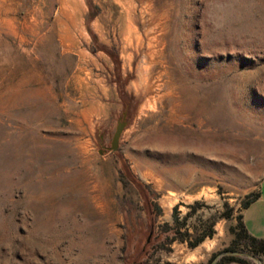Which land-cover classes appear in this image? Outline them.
<instances>
[{
    "label": "rangeland",
    "instance_id": "rangeland-1",
    "mask_svg": "<svg viewBox=\"0 0 264 264\" xmlns=\"http://www.w3.org/2000/svg\"><path fill=\"white\" fill-rule=\"evenodd\" d=\"M67 1L0 0V264H264V0Z\"/></svg>",
    "mask_w": 264,
    "mask_h": 264
},
{
    "label": "trees",
    "instance_id": "trees-1",
    "mask_svg": "<svg viewBox=\"0 0 264 264\" xmlns=\"http://www.w3.org/2000/svg\"><path fill=\"white\" fill-rule=\"evenodd\" d=\"M127 108H129V102H127ZM128 120H130L129 115H128ZM136 182H137V184L139 186H143V184H142V182L140 180L137 179ZM259 195H260L259 191L251 193L250 196H249V198L246 200V202L244 204L245 207H248L251 204V202L253 200H255ZM192 206H193V208H195V204H193ZM239 217H240L239 224L242 227L243 234H244V236H246V238H248L247 244L250 245V246H253L254 247L253 249L257 253L264 252V238H261V237H258L256 235L251 234L249 232L248 228L246 227L244 221L241 219L243 217V215L240 214ZM174 220H175L176 224L175 225H171V224L167 223L166 225L168 227L166 228V230L169 231V230L175 229L176 231H179L180 230V227L182 225H185L186 224V220L185 219H183L181 221L178 220V216H177V212L176 211L174 212ZM214 225H215L214 220L211 219V218H208L207 219V226H205V228H204V230L202 232H200L199 234H197L193 239H190L189 240L190 245L191 246H196L201 241H203L206 238V236H213L214 233H215ZM151 230H153L152 234H151ZM150 234H151V236L154 234V225H153V223H152V227L150 229ZM186 234H188V233L186 232ZM157 237L158 238H161L162 237L161 233H159L157 235ZM176 238L177 237L174 234L171 235V236H170V234H167L165 237H163V239L161 238V240H159V241H172V240H174ZM150 242H151V238H150L149 241H147V239H146V242L144 243V245L142 247V252H144L146 250L147 245ZM230 259H232V260L246 261L244 258H241L240 256H237L235 254L230 255Z\"/></svg>",
    "mask_w": 264,
    "mask_h": 264
},
{
    "label": "crops",
    "instance_id": "crops-1",
    "mask_svg": "<svg viewBox=\"0 0 264 264\" xmlns=\"http://www.w3.org/2000/svg\"><path fill=\"white\" fill-rule=\"evenodd\" d=\"M260 169L262 171L258 187L260 195L245 207L243 221L251 234L264 238V162L260 164Z\"/></svg>",
    "mask_w": 264,
    "mask_h": 264
},
{
    "label": "water",
    "instance_id": "water-1",
    "mask_svg": "<svg viewBox=\"0 0 264 264\" xmlns=\"http://www.w3.org/2000/svg\"><path fill=\"white\" fill-rule=\"evenodd\" d=\"M128 121H129L128 120V111L125 110L123 112V115L120 117V119L117 122L115 131H114L112 138H111L110 145H103V148L100 149V152H103L104 149H112V150L119 149L121 136H122V133H123L125 127L128 124ZM152 232H153V230H151V234H152ZM151 234L148 236L147 241L150 240ZM233 253H239V252L233 251ZM216 260H217V258H214V260L212 261V264H215Z\"/></svg>",
    "mask_w": 264,
    "mask_h": 264
},
{
    "label": "bare ground",
    "instance_id": "bare-ground-1",
    "mask_svg": "<svg viewBox=\"0 0 264 264\" xmlns=\"http://www.w3.org/2000/svg\"><path fill=\"white\" fill-rule=\"evenodd\" d=\"M66 1H67V0H66ZM125 1H126V0H125ZM62 2H63V1H62ZM73 2H74V1H72V4H73ZM75 2H76V1H75ZM129 2H130V1H129ZM66 3H68V1H67ZM75 4H76V3H75ZM135 5H136V4H135ZM63 6H64V5H63ZM68 6H69V5H68ZM144 7H145V6H144ZM62 8H63V7H62ZM63 9H64V8H63ZM67 9H68V8H67ZM67 9H66V10H67ZM75 9H77V8H75ZM72 10H73V9H72ZM142 10H143V9H142ZM68 11H69V9H68ZM61 13H62V12H61ZM128 13H129V12H128ZM128 13H127V14H128ZM71 14H72V13H71ZM65 15H67V14H65ZM74 17H75V16H74ZM68 18H69V17H68ZM82 19H83V18H82ZM70 20H71V18H70ZM130 21H131V20H130ZM83 22H84V21H83ZM82 28H83V27H82ZM144 28H145V27H144ZM83 29H84V28H83ZM149 29H150V28H149ZM82 31H83V30H82ZM85 31H86V30H85ZM85 31H84V32H85ZM147 31H148V30H147ZM151 31H152V29H151ZM65 32H66V31H65ZM86 33H87V32H86ZM139 33H140V32H139ZM140 34H141V33H140ZM140 34H139V35H140ZM139 35H138V37L141 38V37H140L141 35H140V36H139ZM154 35H155V34H154ZM87 36H89V35H87ZM150 36L152 37L153 35H150ZM138 37H137V38H138ZM130 38H132V37H130ZM127 40H128V39H127ZM129 40H130V39H129ZM127 44H128V43H127ZM163 44H164V42H163ZM73 45H74V44H73ZM136 46H137V45H136ZM142 47H143V46H142ZM161 47H162V46H161ZM154 49H155V48H154ZM127 50H128V49H127ZM150 54H151V52H150ZM150 54H149V57L151 58ZM151 55H152V54H151ZM160 59H161V58H160ZM129 60H131V59L129 58ZM155 60H156V59H155ZM153 63H154V62H153L152 60H151V61H150V60H149V61H146V59H145L144 64L141 66V74L143 75V77L146 76V75H148V74L151 75L150 73L153 71V69L151 68V65H152ZM154 65H155V64H154ZM154 65H153V66H154ZM138 73H139V72H138ZM142 75H141V76H142ZM162 76H163V75H162ZM138 77H139V76H138ZM155 77H158V76H155ZM161 78H162V77H161ZM155 79H156V78H155ZM147 81H148V80H147ZM157 82H158V81H157ZM151 83H152V82H151ZM155 84H159V83H155ZM137 86H138V85H137ZM158 86H159V85H158ZM160 87H161V86H160ZM151 88H152V87H151ZM136 90H137V89H136ZM168 90H169V89H168ZM168 90H167V91H168ZM158 93H160V92H158ZM160 95H161V94H160ZM160 95H159V96H160ZM160 97H161V96H160ZM147 98H148V97H147ZM151 104H152V103H151ZM84 114H85V113H84Z\"/></svg>",
    "mask_w": 264,
    "mask_h": 264
},
{
    "label": "flooded vegetation",
    "instance_id": "flooded-vegetation-1",
    "mask_svg": "<svg viewBox=\"0 0 264 264\" xmlns=\"http://www.w3.org/2000/svg\"><path fill=\"white\" fill-rule=\"evenodd\" d=\"M103 145H107V144L104 143Z\"/></svg>",
    "mask_w": 264,
    "mask_h": 264
}]
</instances>
